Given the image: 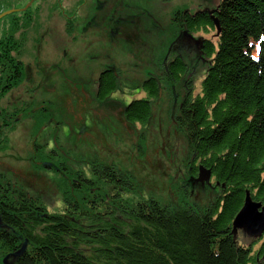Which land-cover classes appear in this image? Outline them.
I'll use <instances>...</instances> for the list:
<instances>
[{
	"label": "trees",
	"instance_id": "1",
	"mask_svg": "<svg viewBox=\"0 0 264 264\" xmlns=\"http://www.w3.org/2000/svg\"><path fill=\"white\" fill-rule=\"evenodd\" d=\"M116 2L120 6V1ZM108 3H102V9L97 7L108 12L107 18ZM8 8L10 5L0 0V14ZM130 10L117 12L116 8L108 29L114 41L132 46L140 41L143 31L140 16ZM214 11L212 15L184 12L178 17L177 26L189 36L215 30L213 19H218L221 36L217 43L193 39L198 45L195 57L208 63L201 92L193 93L189 87V93L170 113L186 139L187 162L191 164L184 179L187 182L179 186L176 197L169 196L165 202L147 198L139 190L138 176L112 163L93 161L89 166L94 179L87 180L78 171L71 173L66 168L68 159L61 157L58 165H42L57 172L64 167L60 174L73 176V187H68L70 194L62 201L64 211L50 214L27 190L12 187L11 179L0 175V220L4 225L0 240L10 245L11 253L28 243L25 255L14 264H264V235L246 246L235 241L232 233L248 193L264 205V0H223ZM31 12L29 8L6 16L0 26L9 20L11 27H17L23 15L31 27ZM70 23L75 28V21ZM11 39L12 34L0 33V100L32 79L31 68L13 56ZM181 43L174 38L170 49L175 55L166 62L161 58L157 67L160 76H149L143 82L141 89L147 99L122 104V117L128 124L150 128L152 103L161 98L164 82L181 83L182 78L192 76L193 61L185 59L178 48ZM258 44L257 58L252 49ZM100 74L96 97L104 105L119 90L120 75L113 67ZM55 106L50 100L47 107L42 102L37 113L28 106H14L13 111L28 114L35 121L33 132L41 135L55 117L61 119ZM9 114L0 110V119L7 123ZM142 138L145 143V136ZM52 142L56 148L52 156L58 150L64 152L56 136ZM48 145L46 142L40 148L35 143V152L45 157ZM200 167L212 173L211 182L204 186L198 182ZM92 189L96 195L89 194ZM193 189L210 192L209 204L193 201ZM132 194L141 196L135 199L129 196Z\"/></svg>",
	"mask_w": 264,
	"mask_h": 264
},
{
	"label": "rangeland",
	"instance_id": "2",
	"mask_svg": "<svg viewBox=\"0 0 264 264\" xmlns=\"http://www.w3.org/2000/svg\"><path fill=\"white\" fill-rule=\"evenodd\" d=\"M3 1L10 5L3 12L20 10L33 2L29 8L34 23L28 27L24 22L26 16L21 15L19 26L11 27L9 20L0 26L1 35L9 33L14 37L11 39L15 45L13 56L20 59L23 66L30 67L32 74V79L0 100V110L10 113L7 123L0 119V175L10 178L12 187L18 185L27 190L28 196L36 198L50 214L64 211L62 201L70 194L68 187H73L74 177L60 174L64 167L57 168L60 171L57 172L42 165L43 162L58 165L61 157L68 159L66 168L71 173L78 171L87 180L94 179L89 166L93 161L112 163L137 175L139 190L147 198L165 202L169 196L176 197L179 186L187 182L184 179L191 164L187 162L186 139L173 121L175 115L172 117L170 113L172 106L174 110L189 93V87L193 93L201 92L208 63L195 57L198 45L193 38L212 43L219 39L215 36L216 28L186 39L184 29L177 26L178 17L184 12L195 14L201 10L213 13L223 0H122L123 4L116 0L120 1V6L114 0H62L60 5L58 0ZM107 2L111 3H108L111 13L108 18L107 11H98L104 7L102 3ZM116 8L117 12L131 9V14L140 16L139 28L143 33L135 45L118 43L111 38L109 20L113 19ZM92 17L100 19L99 26L85 31ZM103 18L107 19L104 27ZM70 20L75 21V28L70 26ZM174 38L181 39L178 48L185 59L193 61L192 76L182 78L181 83L164 82L161 98L152 103L150 128L128 124L122 117V104L147 99L148 95L141 89L143 82L149 76H160L157 67L161 58L166 62L175 55L170 49ZM259 49L258 44L252 49V56L258 58ZM108 67L119 73L120 88L108 104L102 105L97 101L95 83ZM50 100L55 103L61 119L55 117L44 131L46 134H35V121L24 112L13 111L16 107L28 106L37 113V107L42 102L47 107ZM81 128H85L83 133ZM54 136L65 149L61 153L56 151V156H52L56 150L52 142ZM144 136L146 141L141 143ZM46 142L49 145L43 157L35 152V143L42 148ZM139 145L144 149L143 155H140ZM92 190L89 194H95L96 190ZM192 191L193 201L209 204L210 192ZM129 196L139 199L141 195ZM238 239L246 246L255 241L242 232ZM260 245H256L254 251ZM9 246L0 240V261L11 253Z\"/></svg>",
	"mask_w": 264,
	"mask_h": 264
},
{
	"label": "water",
	"instance_id": "3",
	"mask_svg": "<svg viewBox=\"0 0 264 264\" xmlns=\"http://www.w3.org/2000/svg\"><path fill=\"white\" fill-rule=\"evenodd\" d=\"M25 6V8L17 10L12 9L9 11H4L0 14V21L9 15H13L16 12H25L30 5ZM212 14V13H211ZM214 25L217 28V36H220L221 33V24L218 19H213ZM185 37L190 38L187 32L184 33ZM191 39V38H190ZM212 173L211 171H207L205 168L200 167V172L198 174V182H201L204 185L209 184L211 182ZM246 202L241 210L242 212L238 215V217L234 221L232 233L234 235V240L236 241L239 236V232L245 233L249 238L257 239L262 238L264 235V205L262 203H257L251 199L250 194H247ZM4 227L3 223L0 220V229ZM28 243L25 241L22 250L11 253L7 255L3 259L4 264H14L15 260L19 257L24 256L25 251L27 249Z\"/></svg>",
	"mask_w": 264,
	"mask_h": 264
},
{
	"label": "flooded vegetation",
	"instance_id": "4",
	"mask_svg": "<svg viewBox=\"0 0 264 264\" xmlns=\"http://www.w3.org/2000/svg\"><path fill=\"white\" fill-rule=\"evenodd\" d=\"M61 3H62V0H58V5H60ZM28 9H29V8H28ZM28 9H27V10H28ZM27 10H26V11H27ZM26 11H25V12H26ZM98 11H99V10H98ZM25 12H23V13H25ZM199 12H200V13H201V12H207V13H209L210 15H212V14L210 13V11L201 10V11H199ZM1 14H2V13H1ZM103 19H104V18H103ZM106 20H107V19H104V21H103V22H104L103 27H104L105 24H106ZM96 21H98V23L95 24ZM99 21H100V19H98L97 17H92L91 20L88 21V22L86 23L87 25H89V29H84V30H85V31L90 30V27H92V24H93V23H94L96 26H99ZM100 28H101V27H100ZM110 31H111V30H110ZM110 33H111V32H110ZM193 39H194V38H193ZM82 130H83V129H82ZM83 131H84V130H83Z\"/></svg>",
	"mask_w": 264,
	"mask_h": 264
}]
</instances>
